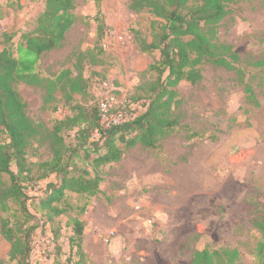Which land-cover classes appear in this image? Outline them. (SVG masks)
Here are the masks:
<instances>
[{
  "label": "rangeland",
  "instance_id": "1",
  "mask_svg": "<svg viewBox=\"0 0 264 264\" xmlns=\"http://www.w3.org/2000/svg\"><path fill=\"white\" fill-rule=\"evenodd\" d=\"M132 2L75 0L77 20L63 46L43 54L37 66L42 78L54 79L63 70L82 72L85 93L67 101L57 91L56 100L45 107L43 90L16 86L42 139L59 120L77 114V106L93 119L96 103L104 105L107 122L145 112L150 101L131 100L142 95L141 84L157 78L150 66L160 51L143 50L154 39L158 25L153 22L161 21L149 9L132 10ZM0 4V34L12 35L8 44L0 38V50L9 47L16 53L23 35L35 30L45 1ZM99 7L102 15L96 21ZM228 9L217 39L239 54L237 71L204 64L199 83L182 81L176 88L179 101L172 106L179 124L172 133L155 148L137 145L120 162L101 166L100 193L87 197L66 192L56 204L69 211L53 221L46 222L49 217L38 198L50 195L60 178L37 179L42 173L38 165L54 158L51 140L32 143L27 156L33 181L23 183L31 222L37 226L29 264H193L198 251L226 248L239 252L235 264H257V247L264 239L256 227L264 222V0H235ZM246 85L256 99L249 97ZM77 130L61 131L67 147L78 145ZM86 156L79 150L69 172L92 171L89 164L97 154H90V160ZM12 169L17 171L14 165ZM85 204L79 255L71 248V218ZM14 211L13 221L24 218L18 204ZM2 217L0 213V257H6L10 243L1 234Z\"/></svg>",
  "mask_w": 264,
  "mask_h": 264
},
{
  "label": "trees",
  "instance_id": "2",
  "mask_svg": "<svg viewBox=\"0 0 264 264\" xmlns=\"http://www.w3.org/2000/svg\"><path fill=\"white\" fill-rule=\"evenodd\" d=\"M45 10L37 19V26L31 33L23 35L16 53L9 47L0 50V213L1 234L10 243L6 257H0V264H29L32 251V236L37 226L32 224L33 215L27 207V195L24 182L33 181V168L28 160V150L33 142L50 141L53 160L39 164L42 173L38 180L47 179L56 174L60 182L51 185V193L46 198H38L42 211H47L48 221H53L67 214L68 209L58 206L66 192L94 197L100 193L103 181L99 168L103 165L120 162L127 150L141 145L155 148L157 143L167 137L179 124V119L172 111L176 104L177 86L182 81L193 85L202 79L201 66L212 64L228 70H236L240 56L231 45L218 42L217 30L220 23L229 14V5L235 0H133L131 9L140 11L149 9L161 22L154 29L152 43L145 42L144 52L160 51V58L150 66V71L157 78L138 87L137 95L131 103L148 100L144 113L137 114L122 122H107L108 116L102 105H95L94 117L89 116L79 107L72 118L59 120L53 131L42 139L39 125L27 114V104L17 90V85L24 83L29 87L44 91V106L56 100L60 91L64 99L71 101L76 94L87 90V81L82 72L73 74L63 70L54 79L42 78L37 73V66L44 53L62 47L67 32L75 24V0H44ZM102 15L98 9L97 21ZM4 13L0 4V20ZM8 44L12 35L0 34ZM237 71V70H236ZM238 73H241L238 70ZM166 74V77L164 75ZM242 74V73H241ZM249 97L256 99L253 89L245 86ZM256 104L259 103L256 101ZM77 128L75 138L78 145L69 148L60 137L63 129ZM40 137V138H39ZM90 154L96 153L88 169L79 170L77 174L69 172L74 165L73 157L79 150ZM103 150L102 153H99ZM16 167L15 172L12 167ZM34 184H32L33 186ZM29 186L28 188L32 187ZM27 197V198H26ZM29 199V198H28ZM14 204H18L24 214L23 219L12 220L17 213ZM87 204L79 209L77 217L71 218V248L83 254L84 222L81 216L86 212ZM256 227L264 237V222ZM257 264H264V239L257 247ZM239 258L236 249L210 251L204 249L194 255L193 264H235ZM56 264H62L57 261ZM77 264V263H74Z\"/></svg>",
  "mask_w": 264,
  "mask_h": 264
},
{
  "label": "built area",
  "instance_id": "3",
  "mask_svg": "<svg viewBox=\"0 0 264 264\" xmlns=\"http://www.w3.org/2000/svg\"><path fill=\"white\" fill-rule=\"evenodd\" d=\"M102 105V104H101ZM102 110L105 112L106 111V108H104V105H102Z\"/></svg>",
  "mask_w": 264,
  "mask_h": 264
}]
</instances>
